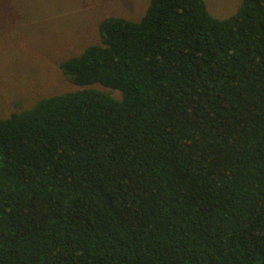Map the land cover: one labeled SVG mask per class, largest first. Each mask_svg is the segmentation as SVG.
<instances>
[{"label":"trees","instance_id":"trees-1","mask_svg":"<svg viewBox=\"0 0 264 264\" xmlns=\"http://www.w3.org/2000/svg\"><path fill=\"white\" fill-rule=\"evenodd\" d=\"M206 1L104 17L0 117V264H264V0Z\"/></svg>","mask_w":264,"mask_h":264},{"label":"rangeland","instance_id":"rangeland-1","mask_svg":"<svg viewBox=\"0 0 264 264\" xmlns=\"http://www.w3.org/2000/svg\"><path fill=\"white\" fill-rule=\"evenodd\" d=\"M241 0H207L227 17ZM149 0H0V117L18 105L77 88L61 68L67 57L100 42L106 16L139 20ZM96 88L107 90L101 85ZM92 86V87H93ZM120 96L119 92H115Z\"/></svg>","mask_w":264,"mask_h":264}]
</instances>
